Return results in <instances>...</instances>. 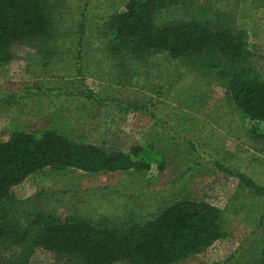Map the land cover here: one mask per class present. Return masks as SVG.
Segmentation results:
<instances>
[{
    "label": "rangeland",
    "instance_id": "1",
    "mask_svg": "<svg viewBox=\"0 0 264 264\" xmlns=\"http://www.w3.org/2000/svg\"><path fill=\"white\" fill-rule=\"evenodd\" d=\"M197 1L223 12L218 23L242 31L247 47L264 54V0ZM121 4L50 0L51 38L35 45L15 43L12 59L0 62V97L15 95L12 105H0V140L15 131L38 135L52 129L72 142L109 151L147 148L149 167L89 172L45 166L11 188L16 203H31L62 219L77 216L124 229L155 218L177 201L203 200L220 209L226 234L174 264H259L264 196L217 164L264 187L260 139L219 81L194 73L184 61L162 52L109 55L103 23ZM157 17L165 23L184 19L177 3L162 6ZM127 70L132 83L123 85ZM127 103L145 107L125 110ZM262 129L258 124L257 132ZM30 264L68 262L37 248Z\"/></svg>",
    "mask_w": 264,
    "mask_h": 264
},
{
    "label": "trees",
    "instance_id": "2",
    "mask_svg": "<svg viewBox=\"0 0 264 264\" xmlns=\"http://www.w3.org/2000/svg\"><path fill=\"white\" fill-rule=\"evenodd\" d=\"M117 3L123 4L103 23L109 55L162 52L184 61L194 73L218 80L264 149V129L257 132L258 124L264 125V54L247 47L242 31L218 23L223 12L197 0H111V6ZM172 3L179 4L184 19L161 22L159 9ZM52 9L50 0H0V62L12 59L15 43L35 45L51 38ZM123 75L121 84L130 85V71ZM85 93L96 97L90 90ZM14 98L13 94L0 97V105H12ZM142 107L122 106L125 110ZM146 151L137 145L128 152L109 151L72 142L52 129L38 135L15 131L8 140H0V264H30L37 248L68 264H113L120 259L133 264H174L224 237L220 209L203 200L177 201L153 219L118 229L106 221L93 223L77 216L62 219L31 203L21 206L12 193L15 184L45 166L89 172L144 170L150 164L144 157L152 158ZM217 167L264 196V187L242 172ZM258 261L264 264V236Z\"/></svg>",
    "mask_w": 264,
    "mask_h": 264
}]
</instances>
